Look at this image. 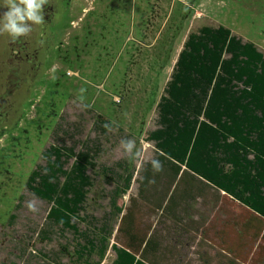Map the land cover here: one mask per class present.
Instances as JSON below:
<instances>
[{
	"label": "rangeland",
	"instance_id": "1",
	"mask_svg": "<svg viewBox=\"0 0 264 264\" xmlns=\"http://www.w3.org/2000/svg\"><path fill=\"white\" fill-rule=\"evenodd\" d=\"M54 5L53 24L44 32L43 24L34 25L31 47L42 44L36 62L10 60L13 39L5 34L0 42V264H85L77 260L71 234L42 237L50 206L26 189L43 151L58 145L60 123L73 135L66 139L71 146L96 137V117L102 115L130 135L134 146L125 154L120 131L113 129L100 164L113 167L129 157L140 167L154 156L146 133L155 127V107L190 33L225 26L264 53V0H55ZM81 95L87 109L79 106ZM96 175L87 213L102 220L112 212L114 185L100 171ZM136 194L134 184L118 205H129ZM29 202L36 211L29 210ZM195 209L209 218L205 228L212 231L196 238L180 264H201L197 253L204 251L211 257L225 252L239 264H264L261 218L225 196L217 206ZM12 214L17 219L9 224ZM116 222L102 264H121L112 248ZM97 261L95 256L88 264Z\"/></svg>",
	"mask_w": 264,
	"mask_h": 264
},
{
	"label": "trees",
	"instance_id": "2",
	"mask_svg": "<svg viewBox=\"0 0 264 264\" xmlns=\"http://www.w3.org/2000/svg\"><path fill=\"white\" fill-rule=\"evenodd\" d=\"M155 112V127L146 133L154 156L140 167L129 157L113 167L100 164L111 138L106 124L121 140L131 138L102 115L96 137L71 146L66 139L73 135L58 125V145L43 151L26 182L27 191L50 206L42 237L71 234L78 261L88 264L96 256L93 264H102L115 218L112 248L121 264H174L179 255L171 252L172 241L204 239L212 231L205 228L209 218L195 209L199 204L217 206L225 196L264 221V53L257 45L225 26L190 33ZM98 171L114 185L112 212L102 220L87 213ZM134 184L129 205H118ZM16 219L12 214L9 224ZM222 263L239 264L228 257Z\"/></svg>",
	"mask_w": 264,
	"mask_h": 264
},
{
	"label": "clouds",
	"instance_id": "3",
	"mask_svg": "<svg viewBox=\"0 0 264 264\" xmlns=\"http://www.w3.org/2000/svg\"><path fill=\"white\" fill-rule=\"evenodd\" d=\"M43 0H3L2 7L7 8L8 11L0 17V32H6L13 39H17L22 36H27L33 29L32 25H41L44 23L42 14ZM30 22V23H29ZM81 89V93H83ZM84 96L77 97L79 106L82 109L90 107L84 102ZM105 128L108 131H112L113 128L106 124ZM121 146L123 147L125 154L134 146V141L124 139L121 140ZM154 166L159 170L160 166L158 162H154ZM149 183H155V180H150ZM30 211H36L32 202L28 203Z\"/></svg>",
	"mask_w": 264,
	"mask_h": 264
},
{
	"label": "flooded vegetation",
	"instance_id": "4",
	"mask_svg": "<svg viewBox=\"0 0 264 264\" xmlns=\"http://www.w3.org/2000/svg\"><path fill=\"white\" fill-rule=\"evenodd\" d=\"M54 1L55 0H53V4L52 3L49 4V0H43L42 14H43L44 23H43L42 27L44 29L41 28V30L43 29V32L45 30H47L50 25L53 24V22L55 20V16L57 15V11L55 10ZM17 2H19V0H17ZM7 11H8V9L2 7V4L0 2V17H2L3 14ZM32 29L33 30L27 36H22V37H19L17 39L12 38L13 40L10 41V45L12 46V48H11V51L9 52V55H8L10 60L19 61V62H23V63H27V64H30L31 62L34 63V62H36L35 60H38L39 51L42 47V44H39L40 48L36 47V48L32 49L31 41L35 36L34 25H32ZM5 34H7L5 39L11 38L8 33L0 32V42L3 38V35L5 36ZM38 35L40 36V40H43V37L41 35H44V34L40 33V31H39ZM29 69H27V71L30 73L31 70H29Z\"/></svg>",
	"mask_w": 264,
	"mask_h": 264
},
{
	"label": "crops",
	"instance_id": "5",
	"mask_svg": "<svg viewBox=\"0 0 264 264\" xmlns=\"http://www.w3.org/2000/svg\"><path fill=\"white\" fill-rule=\"evenodd\" d=\"M199 238H201L199 236ZM193 240L192 241H188V240H181V243L179 244L178 241H172L171 242V252L173 254H178L179 256L176 255L177 260L174 261V264H180V259L181 257L184 255L185 251H188L189 249H193V247H191L190 245L193 244ZM204 242L199 243L200 247L204 249L205 247L203 246ZM204 247V248H203ZM205 250V249H204ZM199 258L201 259V264H223L222 261H225L226 257V253L222 252V253H218L217 252V257H211L210 255L207 254V252H200L197 253ZM210 254V253H209ZM175 258V256H174ZM186 264H192L191 262H186Z\"/></svg>",
	"mask_w": 264,
	"mask_h": 264
}]
</instances>
